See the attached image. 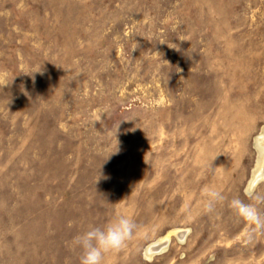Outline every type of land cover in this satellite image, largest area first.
Masks as SVG:
<instances>
[{
	"label": "rangeland",
	"instance_id": "374dc122",
	"mask_svg": "<svg viewBox=\"0 0 264 264\" xmlns=\"http://www.w3.org/2000/svg\"><path fill=\"white\" fill-rule=\"evenodd\" d=\"M263 131L264 0H0V264H79L121 214L104 264H264L227 201L203 210L264 190Z\"/></svg>",
	"mask_w": 264,
	"mask_h": 264
},
{
	"label": "clouds",
	"instance_id": "9594fccd",
	"mask_svg": "<svg viewBox=\"0 0 264 264\" xmlns=\"http://www.w3.org/2000/svg\"><path fill=\"white\" fill-rule=\"evenodd\" d=\"M235 216L249 225L247 237L251 240L264 234V190H250L245 198L233 196L228 199L215 188L205 192L203 210L212 214L222 202ZM139 226L127 215H112L101 226H90L87 230L73 236L71 244L79 249V264H104L107 254L120 251L138 232Z\"/></svg>",
	"mask_w": 264,
	"mask_h": 264
},
{
	"label": "bare ground",
	"instance_id": "6f19581e",
	"mask_svg": "<svg viewBox=\"0 0 264 264\" xmlns=\"http://www.w3.org/2000/svg\"><path fill=\"white\" fill-rule=\"evenodd\" d=\"M169 141V140H168ZM257 149H258V154H259V161H258V169H257V173H256V175H254V177H253V179H252V184H255L258 180H259V178H264V131H263V133L261 134V136L257 139ZM174 154V153H173ZM172 161V160H171ZM166 171H167V168H166ZM171 171H173V170H171ZM175 174H174V176H176V177H180V175H181V172H180V170L179 169H177L175 172H174ZM168 174V173H167ZM166 174V175H167ZM170 175V174H169ZM168 175V176H169ZM182 179V178H181ZM167 179H166V183H167ZM182 182V181H181ZM180 182V183H181ZM168 186V185H167ZM182 186V185H181ZM166 187V186H165ZM164 187V188H165ZM181 188H183V187H181ZM185 188V187H184ZM185 191V190H184ZM184 191H179V194L180 193H182V192H184ZM167 192V191H166ZM195 197V196H194ZM193 197V198H194ZM197 197V196H196ZM166 204V203H165ZM175 233V235L177 236V238H182V236H183V234H185V232L183 231H176V232H174ZM168 242V237H166L165 239H163L162 241H160L159 240V242L158 243H156V244H153V245H151V246H148V252H150V254H151V252H154V251H160L162 248H164L165 246H166V244H168L167 243Z\"/></svg>",
	"mask_w": 264,
	"mask_h": 264
}]
</instances>
